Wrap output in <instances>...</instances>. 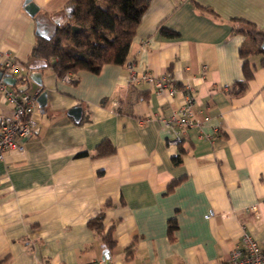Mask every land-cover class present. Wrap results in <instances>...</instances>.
<instances>
[{
  "label": "crops",
  "instance_id": "0c3cea01",
  "mask_svg": "<svg viewBox=\"0 0 264 264\" xmlns=\"http://www.w3.org/2000/svg\"><path fill=\"white\" fill-rule=\"evenodd\" d=\"M70 1L31 0L38 12L30 17L24 0H0V54L22 66L15 79L30 78L23 65L36 30L63 24ZM233 20L263 29L264 0H151L124 65L79 72L75 85L48 66L39 70L41 85L30 80L28 89L45 94L31 115L34 136L0 161V264L102 259L107 249L88 227L101 213L115 241L109 261L119 264H219L242 230L264 247V56L248 57L253 77L230 96L244 79L239 49L247 42L232 34ZM128 64L191 91L197 125L183 131L180 146L167 145L160 118L181 95L130 83ZM77 107L75 120L69 112ZM9 111L0 93V113ZM102 142L113 154L94 157Z\"/></svg>",
  "mask_w": 264,
  "mask_h": 264
},
{
  "label": "trees",
  "instance_id": "16d2710c",
  "mask_svg": "<svg viewBox=\"0 0 264 264\" xmlns=\"http://www.w3.org/2000/svg\"><path fill=\"white\" fill-rule=\"evenodd\" d=\"M150 1L71 0L63 9L64 23H54L44 37L37 36L28 61L23 67L27 69L31 62L44 61L58 80L70 74L73 76L70 83L75 85L77 81L74 76L79 72L98 75L105 65H124L137 26ZM35 21L38 24V18ZM231 32L247 40L239 49V56L243 60L244 79L233 84L230 90V96H239L245 92L255 71V67L248 62V57L264 56V50L261 48L264 42V28L259 30L245 20H233ZM162 33L168 37L174 36L172 32ZM113 152L111 144L102 142L96 147L94 157L112 155ZM87 156L86 152L77 155ZM176 183L169 185L168 191L172 190ZM88 227L99 237L103 248L113 250L115 241L111 236V229H104L102 213L90 220ZM174 229L175 222L172 220L168 224L169 233ZM132 247L131 244L127 248V256L131 255Z\"/></svg>",
  "mask_w": 264,
  "mask_h": 264
},
{
  "label": "built area",
  "instance_id": "2783aa9c",
  "mask_svg": "<svg viewBox=\"0 0 264 264\" xmlns=\"http://www.w3.org/2000/svg\"><path fill=\"white\" fill-rule=\"evenodd\" d=\"M21 70L22 66L10 58L8 54H0V72L3 77L14 78ZM127 70L130 83H145L151 86L153 92L158 96L165 95L168 98H173L179 94L181 95L178 108L168 118H160L161 124L170 133L167 145L180 146L183 131L197 125L194 111L195 102L191 91L188 88L179 90L167 76L155 78L146 74H136L132 64L127 65ZM72 78V75L67 74L61 80L70 83ZM29 85L30 78L28 75L16 79L14 87L6 85L0 79V93L10 107L7 114L0 113V161L3 160L6 152H22L25 142L34 136L36 126L31 119V115L37 106V94H31L28 91ZM20 86L26 87V91L20 93L17 90ZM90 264H105V261L99 259L92 261ZM108 264L119 263L109 261ZM219 264H264V247L259 246L250 234L242 230L240 245L230 252L227 261Z\"/></svg>",
  "mask_w": 264,
  "mask_h": 264
},
{
  "label": "water",
  "instance_id": "95a60500",
  "mask_svg": "<svg viewBox=\"0 0 264 264\" xmlns=\"http://www.w3.org/2000/svg\"><path fill=\"white\" fill-rule=\"evenodd\" d=\"M24 10L30 17H35L38 12V8L31 2V0H24ZM36 35L40 37H44L46 35V31L37 29ZM261 48L264 50V42ZM45 67H47V64L44 61H34V62H31L28 66V69L31 71L30 80L37 86L41 85V75L39 73V70ZM0 79H2V81L10 87H14L16 85V79L11 78V77H3L1 72H0ZM17 90L20 93H22L26 91V87L20 86L17 88ZM36 103L39 108H43L45 106V94L44 93L37 96ZM80 111L81 110L78 107L73 108L69 112V115L73 116L75 120H78ZM102 259L105 261V264H108L109 252L107 250L102 251Z\"/></svg>",
  "mask_w": 264,
  "mask_h": 264
}]
</instances>
